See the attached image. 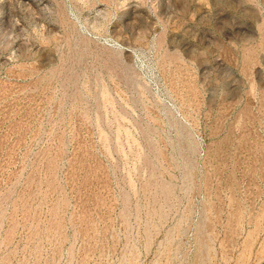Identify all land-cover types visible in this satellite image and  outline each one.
I'll use <instances>...</instances> for the list:
<instances>
[{"label":"rangeland","instance_id":"rangeland-1","mask_svg":"<svg viewBox=\"0 0 264 264\" xmlns=\"http://www.w3.org/2000/svg\"><path fill=\"white\" fill-rule=\"evenodd\" d=\"M0 264H264V0H0Z\"/></svg>","mask_w":264,"mask_h":264}]
</instances>
